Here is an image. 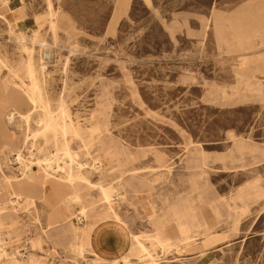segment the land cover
I'll return each mask as SVG.
<instances>
[{
	"label": "rangeland",
	"instance_id": "obj_1",
	"mask_svg": "<svg viewBox=\"0 0 264 264\" xmlns=\"http://www.w3.org/2000/svg\"><path fill=\"white\" fill-rule=\"evenodd\" d=\"M263 6L264 0H0V104L10 93L26 95L30 64L40 78L31 122L17 114L9 123L6 111L0 126V150L13 135L25 155L17 168L18 152L0 151V264H89L101 256L107 261L94 264H264V63L254 61L264 57V46L252 53L231 45L234 33L264 42V16L255 15ZM61 99L67 120L84 129L68 136L77 164L57 145L62 135L44 122L50 103L57 109ZM96 122L100 131L91 138L85 130ZM28 135L33 145L24 143ZM79 163L88 166L73 186L83 203L68 181ZM44 174L51 178L43 181L61 185L52 195L68 197L72 219L47 225L48 194L35 205H14V190ZM99 185L115 187L112 201L105 202ZM181 198L194 201L213 225L188 214L187 228L199 231L198 239L185 231L181 237L168 215ZM110 203L133 233L109 212ZM107 210L104 223L91 224ZM78 211L87 223L74 219ZM152 212L171 243L156 231ZM65 227L80 228L82 239L67 233L68 242L53 241Z\"/></svg>",
	"mask_w": 264,
	"mask_h": 264
},
{
	"label": "bare ground",
	"instance_id": "obj_2",
	"mask_svg": "<svg viewBox=\"0 0 264 264\" xmlns=\"http://www.w3.org/2000/svg\"><path fill=\"white\" fill-rule=\"evenodd\" d=\"M55 14V13H54ZM17 17V16H16ZM18 20V19H17ZM55 24H56V26L58 27V24H57V21H55ZM29 41V40H28ZM40 44H42V45H44V46H46L45 44H43V43H40ZM39 44V45H40ZM43 57V56H42ZM31 58V57H30ZM44 58V57H43ZM35 62V61H34ZM37 63V62H36ZM41 63V62H40ZM44 63V61L42 62V64L39 66V70H40V72H41V74H43L44 72H45V70L47 69V66L46 65H44L43 64ZM1 65H2V63H0V72L2 71V69H3V67H1ZM26 67V66H25ZM37 67V66H36ZM27 68V67H26ZM29 69L27 70V71H29V78H30V80L32 81V85L28 88V90L27 91H25V93H26V95L25 96H23V98L22 97H20V94L18 93V92H14V93H10V95H8L9 97L7 98L8 100H7V103L8 104H10V106L12 107V109L11 110H8L7 109V111H9L8 112V117H7V119H8V121H9V123H12L15 119H16V117H17V114L23 119V121H25V123H30L31 122V120H32V118H33V115H34V113H35V111H36V109L38 108V103H39V101H40V97H39V91H40V85H38V80L40 79V78H38V76H37V74L38 73H36V68L34 67V65L33 64H30L29 65V67H28ZM26 70V69H25ZM26 71V72H27ZM40 72H39V74H40ZM27 76V75H26ZM43 78V77H42ZM44 82V81H43ZM43 85V84H42ZM43 88V87H42ZM42 92V91H41ZM16 96V97H15ZM43 96H45V95H43ZM46 98V97H45ZM45 103V102H44ZM22 104H26V105H28V106H30L31 108H28V110L27 111H25V112H21V111H18V113L17 112H15V110H17L18 109V107L20 106V105H22ZM42 104V103H41ZM42 105H44V104H42ZM47 105V104H46ZM50 107V109H49V111L47 112V115H46V119L44 120V122H45V124H46V126L47 127H49V126H52L53 127V129H54V131L56 132V134H61L62 135V138H61V140L60 141H58L57 142V145H60L61 147H62V149L61 150H65L64 152H65V154H66V156L69 158V161H71L72 163H75V164H77L78 162L75 160V158H74V156H73V154H72V152L70 151L71 149L69 148V144H70V142L68 141V136L69 135H72L73 137H80L81 136V134L83 133V131H84V129L83 128H81V127H77L74 123H73V121H72V119L69 121V120H67V117H68V114H67V110H68V108H67V106L65 105V101H64V99H61L60 100V103H59V106H58V108L57 109H53L52 108V106H51V103H50V105H49ZM40 107V106H39ZM54 112H58L59 113V118H60V120L58 119V120H56L55 119V116H54ZM40 114V113H39ZM44 114V113H43ZM37 115V114H36ZM70 115V114H69ZM38 116V115H37ZM70 117V116H69ZM37 118V117H36ZM38 121V120H37ZM41 122V121H40ZM43 127V126H42ZM41 127V128H42ZM40 128V129H41ZM45 129V128H44ZM42 131V130H41ZM86 131V133H87V135H89L91 138H95V133H98L99 131H100V125H99V123H95V124H93V126H91L90 128H88L87 130H85ZM43 132V131H42ZM35 133V132H34ZM38 133V132H37ZM41 132H39V134H40ZM37 135V134H36ZM56 137V136H55ZM29 139H30V137H29V135L28 136H26V138L24 139V143L25 144H27V143H29V144H31V145H33V143H34V141H36V139H31L30 140V142H28L29 141ZM50 143V142H49ZM2 151V150H1ZM17 152H18V156L16 157V159H17V161L18 162H23V160H25V155H24V153L22 152V151H20V149L19 150H17ZM57 152H60V151H57ZM56 152V153H57ZM2 153V152H1ZM60 154V153H59ZM58 155V154H57ZM64 156V155H63ZM65 157V156H64ZM63 158V157H62ZM55 160V159H54ZM43 161V163L44 162H46L47 161V165H49L50 164V161H51V158H46V159H44V160H42ZM80 164V163H79ZM83 164V163H82ZM82 164H80V170H75L74 172L72 171L71 172V174H70V176H69V179H68V181H69V184L71 185V187H73L74 186V184L78 181V180H80V179H83V178H86L85 176H84V174H83V169H85V168H87V167H83V165ZM70 165V164H69ZM53 166H55L54 164H53ZM50 167V166H49ZM51 168V167H50ZM50 168H48V169H50ZM4 169V168H3ZM2 171V170H1ZM4 172V171H3ZM25 172H27L26 171V169H25ZM24 172V173H25ZM34 174V173H33ZM32 177V176H31ZM44 177H45V174L43 175V178H41V181L40 182H37V181H30L29 182V180H28V182H26V183H28V185H26L24 188H23V190H22V192L21 193H17L14 189V197H16V199L13 201L14 202V205L15 204H21V201L25 198L26 200H31L32 201V203H34V205H35V203L37 202V197H41V194H42V191L40 190V189H38V187H37V185L38 184H41V185H44V181H43V179H44ZM49 178H51V177H45V179H49ZM21 179H22V177H21ZM44 179V180H45ZM16 180V179H15ZM122 184H124V185H129V183H130V180L129 179H127V180H122ZM17 183H18V181H17ZM21 183V182H20ZM29 184H31V186H29ZM21 185H22V183H21ZM20 185V186H21ZM11 187H13L12 185H11ZM99 189H100V191H102L103 193H104V195H103V198H105L106 199V201L105 202H110V201H112V195H113V188H115V187H111V186H106V185H99V187H98ZM55 189L58 191V192H60L61 191V185L60 186H57V187H55ZM73 189H75L74 187H73ZM38 191H41V193L39 194L38 193ZM55 193V192H54ZM75 202V201H74ZM109 209V211L110 212H112L113 213V215L115 216V218L118 220V221H123L122 220V217H121V215L119 214V213H117L116 211H115V208H114V205H113V203H110V205H109V207H108ZM176 221H179V219H176ZM202 221V220H201ZM124 222V221H123ZM124 223H126V222H124ZM45 230V229H44ZM59 231H57V234L55 235V238H52L53 239V241L55 240V239H57V241L58 242H62V243H64V242H68V240H71V239H69V237L67 236V233H71V235H72V237L73 238H75V237H77L78 235L76 234V231L73 229V228H69V227H65V228H59L58 229ZM206 235V234H205ZM210 235V234H209ZM67 238H66V237ZM149 237V236H148ZM156 237V236H155ZM180 238V237H179ZM169 243H171L172 241H168ZM139 244H140V247H141V250L142 251H146V247H145V245L144 244H142V243H140L139 242ZM77 247H78V249L79 250H84L85 249V246H84V244L82 243V241H80L79 243H78V245H77ZM151 263V262H150Z\"/></svg>",
	"mask_w": 264,
	"mask_h": 264
},
{
	"label": "crops",
	"instance_id": "obj_3",
	"mask_svg": "<svg viewBox=\"0 0 264 264\" xmlns=\"http://www.w3.org/2000/svg\"><path fill=\"white\" fill-rule=\"evenodd\" d=\"M255 15H257L259 17H263L264 16V6L259 8L255 12ZM232 39H233V41H232L231 45L233 47H239L241 49H252V53H257L258 52L257 49H255L256 47H258L260 45L264 46V42L256 43L255 39L252 38V36H246L244 34L234 33L233 36H232ZM254 61H257V62L259 61L261 63H264V57L256 56V57H254ZM9 107H11L10 104H8L6 102H3V103L0 104V126L2 125V123H1L2 122V117L4 116V114H6V111H7V109ZM0 128L2 129V127H0ZM6 137L10 138V143L6 144L5 147L1 149L2 151L1 150L0 151L2 153H4L6 148H10L12 150L17 151L18 148H16V146L18 144V138L16 136H13V135L12 136L6 135ZM0 162H3V161H0ZM204 165H206V162H204V163L200 162L199 166L203 167ZM195 167H198L197 164H195ZM29 186H31V185L29 184ZM126 186L127 185H124V188H126ZM39 188L42 191L41 196H43L45 194H48V195H50L52 197L50 204L53 206V208L48 212L47 225L53 224V223H59L61 221H65L66 219H72V218H68V216H67V214H69L70 208L68 207V203L67 202L69 200H68V197H66V195L64 196L63 194H59L57 197L52 195L53 192H54L55 187L52 185V183H50L48 181H44V185L39 186ZM22 190L23 189L20 190V193L22 192ZM41 191H38V193L40 194ZM72 192H74V193L78 192L80 194V196H81L82 203H83L82 193L77 188L73 189ZM40 198L41 197H38L37 201ZM26 201H31V200H25V198H24L22 200V205L20 207H22V206L27 207L28 203ZM59 201H60V204L58 206L54 207L55 206L54 204H56ZM39 209L42 211V209H43L42 206L38 205V210ZM196 210H197V208H196L195 202L191 201L188 198H183L182 199V203H177L176 205L169 206L168 215L171 218L179 219V221H177V224H176L175 228L180 233L181 237L183 236V231H185V233L188 234V236H190L191 239L194 238V237L199 236L198 235L199 231L188 230V228H187L188 227V224H187V216H188V214L194 215L195 217H199L198 220L202 217L201 218L202 222L205 225H207L210 230L212 229L213 225L211 223H209V221L205 217H203V212L200 211V212L197 213ZM109 212L107 210V211L99 214L98 216H95L94 217V221H92L91 224L92 225H99V224L104 223V218H102V217H103L104 214H108ZM116 212H117V210H116ZM120 214H121V217L128 223V227H129L130 232L133 233V230H132V228L130 226V223L128 222V219L126 218V216L124 214H122L121 212H120ZM154 216H155V212H152L151 213V217H154ZM11 218L12 217H9V219H11ZM111 218L112 217L110 216V218L108 220H111ZM111 221L115 225H117L122 232H125L126 234H129L128 232H126L120 226V224L116 223L113 219ZM87 222H88V220H86L85 223H87ZM154 222H155V224L157 226L156 231L163 238V240L164 241H172L173 237L171 235L167 234V226L163 225L164 224V220H162V218H157L155 216ZM45 226H46V224H45ZM87 226H88V224H87ZM73 229L78 233L77 235H80V238L82 239L83 235H82V232H81L80 228H73ZM195 239H198V237L195 238ZM199 240H201V239H199ZM48 241H50V250H51V248H55V245L53 244V242L49 238H48ZM35 242L37 243L36 246L43 248V246L39 245L38 240H36ZM118 243L121 244V242H118ZM122 246H123V244H122ZM59 248H62V247H57V249H59ZM33 254L37 257L36 259H38L39 261L42 260L35 253H33ZM104 256H105L104 258H108L110 260L113 259V257L110 256V254H108V253H105ZM115 256H117V255H115ZM208 257L209 256L204 257V258L209 259ZM96 258H97V260L100 259L102 261H107V260L102 259V256H101V257L93 258L92 259L93 261L90 262L89 264H94V261H95ZM200 261H203V260H200ZM99 264H101L100 261H99Z\"/></svg>",
	"mask_w": 264,
	"mask_h": 264
},
{
	"label": "built area",
	"instance_id": "obj_4",
	"mask_svg": "<svg viewBox=\"0 0 264 264\" xmlns=\"http://www.w3.org/2000/svg\"><path fill=\"white\" fill-rule=\"evenodd\" d=\"M28 153H29V154H35V148H34V147H31V148L28 150ZM13 164H14L15 166H17V168H19V162L17 161L16 157H15V160H14ZM32 167H35V164H34V166H32ZM19 173L21 174V172H19ZM74 219H75L77 222H79V223H84V222H86V220H87L86 216H85L84 214H82L80 211L77 212V216L74 217Z\"/></svg>",
	"mask_w": 264,
	"mask_h": 264
}]
</instances>
